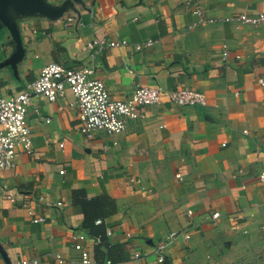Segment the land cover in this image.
<instances>
[{
	"label": "crops",
	"instance_id": "0c3cea01",
	"mask_svg": "<svg viewBox=\"0 0 264 264\" xmlns=\"http://www.w3.org/2000/svg\"><path fill=\"white\" fill-rule=\"evenodd\" d=\"M67 1L57 19L18 20L25 54L16 75L0 69V95L21 90L42 67L58 62L92 68L90 77L104 81L113 98H128L141 84L160 89L161 99L128 120L123 132L96 131L91 138L78 130L72 93L33 102L28 123L37 157L22 152L15 168L0 171V264L22 258L83 264L72 238L74 231L86 232L74 189L113 198L115 209L99 219L111 242L125 247L119 263L159 264L156 243L187 229L192 237L168 249L170 264H264L258 178L264 170V25L227 20L264 10V0H46ZM195 3L215 22H201ZM94 39L128 43L90 50ZM149 39L154 43L146 46ZM10 40L1 28L0 62L13 50ZM177 87L202 91L207 106L173 102L169 92ZM29 208L46 221H31ZM215 211L220 218L213 222L207 215ZM95 245L89 236L92 264H104ZM136 250L150 254L135 259Z\"/></svg>",
	"mask_w": 264,
	"mask_h": 264
},
{
	"label": "built area",
	"instance_id": "2783aa9c",
	"mask_svg": "<svg viewBox=\"0 0 264 264\" xmlns=\"http://www.w3.org/2000/svg\"><path fill=\"white\" fill-rule=\"evenodd\" d=\"M188 5L193 4L192 0H187ZM194 12L199 15L201 22H215L214 18H205L201 7L195 3ZM71 20V18H69ZM229 21H236L238 24L253 26L264 25V10L256 13L243 11L238 15L227 18ZM68 25V23L66 24ZM127 40L106 41L104 39H94L87 43L88 49L98 48L99 50L108 47L126 45ZM154 43L152 39L146 42V46ZM143 45H136L137 50H141ZM224 57L229 56V49L224 46ZM240 57V55H237ZM93 69L84 66L81 68H68L61 63L51 62L42 67L40 74L25 86L8 95H0V171L9 170L16 167V159L22 152L37 157L32 142V130L28 123V109L39 99H46L50 102L64 97L68 92L76 98L79 107L80 123L78 130L87 138H91L96 131H104L108 134L121 133L126 129L127 121L137 119L142 116V109L146 106L155 105L160 102L161 91L153 86L137 85L131 96L125 99L113 98L104 81L91 78ZM259 83L264 86V78H259ZM170 99L181 106H207L206 95L199 90L191 88L177 87L170 90ZM63 146V143L60 144ZM64 173V170L60 171ZM258 178L264 184V170ZM8 199L15 201L14 194L8 193ZM42 201V198L40 199ZM30 220L38 223L45 222L46 218L42 215L37 216L32 208L28 211ZM192 214V211H189ZM210 221H217L220 212L215 211L207 215ZM102 219H97L96 223H102ZM261 232L264 247V223L261 225ZM111 230L107 229V235H111ZM192 237L190 230H172L160 239L155 247L154 254L159 264H164L168 257L169 247L179 239L189 240ZM74 248L79 251L83 264H92L96 260L92 258L91 251L86 247L89 236L84 231H74ZM94 243L100 242V237H96ZM149 251L136 250L134 258L149 256ZM57 259L61 263L63 258L57 254ZM11 264H39L36 258H22ZM104 264H123L113 263L107 259Z\"/></svg>",
	"mask_w": 264,
	"mask_h": 264
},
{
	"label": "water",
	"instance_id": "95a60500",
	"mask_svg": "<svg viewBox=\"0 0 264 264\" xmlns=\"http://www.w3.org/2000/svg\"><path fill=\"white\" fill-rule=\"evenodd\" d=\"M68 2L57 6L46 2V0H0V29L6 28L9 31L11 39L9 43L13 47L9 57L0 62V69L10 67L14 75H16L17 64L25 54L22 36L17 23L20 18L40 15L54 20L63 16L64 12L67 11ZM0 251L4 255L1 245Z\"/></svg>",
	"mask_w": 264,
	"mask_h": 264
},
{
	"label": "trees",
	"instance_id": "16d2710c",
	"mask_svg": "<svg viewBox=\"0 0 264 264\" xmlns=\"http://www.w3.org/2000/svg\"><path fill=\"white\" fill-rule=\"evenodd\" d=\"M73 203L82 206L84 209V220L82 229L85 230L92 239L100 237V242L95 245V257L97 260L105 256V260L110 259L113 263H119L124 260L125 247L111 242L107 235L106 225L102 222L96 223L99 218L108 217L115 209L114 200L107 194L97 197H88L84 189L73 190ZM106 251L103 253V249ZM164 264H170L168 257Z\"/></svg>",
	"mask_w": 264,
	"mask_h": 264
},
{
	"label": "rangeland",
	"instance_id": "374dc122",
	"mask_svg": "<svg viewBox=\"0 0 264 264\" xmlns=\"http://www.w3.org/2000/svg\"><path fill=\"white\" fill-rule=\"evenodd\" d=\"M3 32H5V31H4V30H2V31H1V34H2Z\"/></svg>",
	"mask_w": 264,
	"mask_h": 264
}]
</instances>
